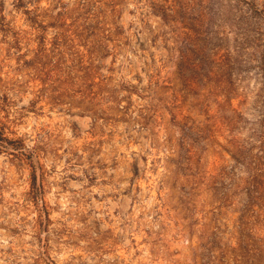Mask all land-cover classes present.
<instances>
[{
	"label": "rangeland",
	"instance_id": "374dc122",
	"mask_svg": "<svg viewBox=\"0 0 264 264\" xmlns=\"http://www.w3.org/2000/svg\"><path fill=\"white\" fill-rule=\"evenodd\" d=\"M0 264H264V0H0Z\"/></svg>",
	"mask_w": 264,
	"mask_h": 264
}]
</instances>
